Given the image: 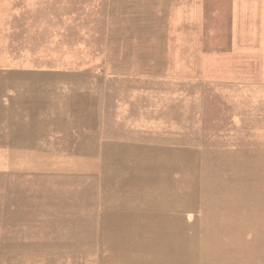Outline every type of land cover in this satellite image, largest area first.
<instances>
[{
  "label": "rangeland",
  "instance_id": "374dc122",
  "mask_svg": "<svg viewBox=\"0 0 264 264\" xmlns=\"http://www.w3.org/2000/svg\"><path fill=\"white\" fill-rule=\"evenodd\" d=\"M0 264H264V0H0Z\"/></svg>",
  "mask_w": 264,
  "mask_h": 264
}]
</instances>
